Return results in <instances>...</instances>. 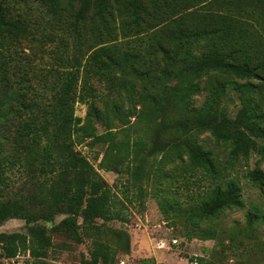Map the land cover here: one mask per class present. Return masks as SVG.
Masks as SVG:
<instances>
[{"label":"trees","instance_id":"16d2710c","mask_svg":"<svg viewBox=\"0 0 264 264\" xmlns=\"http://www.w3.org/2000/svg\"><path fill=\"white\" fill-rule=\"evenodd\" d=\"M243 1L0 0V226L22 219L27 236L18 246L0 234V245H7L6 258L27 252L35 259L47 258L53 235L63 234L77 242L84 236L96 238L90 259L82 264L117 263L104 241V224L96 222L127 220L116 209L114 195L99 186L94 165L76 150L86 139L94 145L97 123L106 128L109 140L102 169L120 174L126 167L137 175L143 168H131L133 162L161 156L162 165L184 164L187 171L212 181L198 198L191 197L192 204L178 205L173 213L192 221L190 239L216 237L214 230L201 229V223L243 207L238 178L220 182L228 166L251 155L264 161L262 105L252 98L241 100L238 110L228 104L239 92L237 80L257 81L264 91V36L259 46H245L243 20L260 21L257 8H246ZM251 1L262 3L264 10V0ZM199 7L202 11L194 10ZM40 9L47 17L38 24ZM41 31L46 35L41 47L54 42L55 63L48 72L55 81L35 76L52 96L43 92L29 99L26 89L34 88L29 72L14 81L9 75L25 53L26 47L17 48L20 42ZM120 35L126 39L121 45ZM155 61L162 69L151 76L146 68ZM94 78L107 82L111 92L124 93L125 99L102 101L91 94ZM204 90L203 105L192 107L193 97ZM78 103L88 106L84 119L76 115ZM132 118L149 129L158 122L159 140L149 144L144 136L120 139L125 128L118 124L125 127ZM204 133L229 147L226 166L201 146L199 137ZM17 177L24 181L18 191ZM245 178L264 191V172L250 171ZM61 215L65 218L56 223ZM256 218L249 213L247 221L252 225ZM119 237H124L129 254L130 236Z\"/></svg>","mask_w":264,"mask_h":264},{"label":"rangeland","instance_id":"374dc122","mask_svg":"<svg viewBox=\"0 0 264 264\" xmlns=\"http://www.w3.org/2000/svg\"><path fill=\"white\" fill-rule=\"evenodd\" d=\"M243 2L246 8H257L256 17L259 19V23L242 19L246 28L245 46L249 49L255 48L261 43V35L264 36L262 31L264 26L263 4L256 5L251 0H244ZM201 8L194 10L202 11ZM219 8L220 6L214 10ZM42 13L44 10L41 9L40 16L38 12L36 13L38 24L46 20L47 16ZM202 19H207V17ZM42 32L44 31L36 32V35H30L28 39L20 42L17 48L22 46L26 47V50L17 68H11L9 75L14 81L24 73L29 72V77L34 86L33 89H26L28 93L26 97L29 99H34L36 93L42 94L43 92H47L45 94L49 97L52 96L48 89L34 78L35 76L37 77L39 74L38 78H41L42 81L45 80L44 77L46 76L51 83L55 81V77H51L48 72L55 63L54 42L41 47V44H44L46 40V35H42ZM48 32L49 30L44 33ZM142 36L140 37L143 38ZM132 38L133 41L136 40V37ZM144 38L149 41L148 35H145ZM125 40L120 35L119 45L125 43ZM69 44L72 46V39H69ZM155 62L154 66L146 68L151 76L158 75L162 69V66L158 65V61ZM90 82L93 89L91 94H95L102 101L125 99L124 93L119 95L115 91L111 92L109 84L105 81L94 78ZM207 82L208 79L206 78L202 80L203 88ZM237 82L239 92L233 94L228 102L231 109L238 110L242 104L241 100L252 98L259 102L264 110L262 85L257 81L237 80ZM206 97L207 92L204 90L200 95L193 97L191 106L194 108L201 107ZM4 98L7 96H2V99ZM122 104L125 109L129 106L126 100ZM87 112V105L79 103L76 105L78 117L84 119ZM96 127L97 136L93 139L94 145H90L92 139H86L83 144L76 146V150L94 165L100 175L99 186L114 195L116 209L127 220V222L111 221L104 223L102 220L96 222L97 225L104 224V241L111 248L114 263L120 259H129L132 264H142L144 260L156 263L160 261L162 264H264V191L262 192L245 178V175L250 171L260 170L264 172L263 160L251 155L247 159L240 158L239 161L228 166L225 178L220 182L225 183L227 179L238 178L243 188V207L227 210L217 218L201 223V229H211L216 232L217 235L214 239H202L200 237L190 239L188 235L193 228L192 221L185 216L176 217L178 211L173 213V209L178 205L188 207L193 203L191 197L198 198V195L209 187L212 181H209L199 172L187 171L184 164L162 165L161 156L150 158L144 162H133L131 168H143V172L138 171L137 175L128 173L126 167L122 169L120 174L102 169L100 163L109 142L108 132L100 123H97ZM118 127L125 128L123 129L124 134L119 135L120 139L127 136L131 140H136L140 136H144L149 144L155 139L159 140L158 122H154L149 129L143 121L137 122L136 118H132L127 126L123 127L118 124ZM199 143L205 150L214 153L215 159L220 165H227L228 160H230V149L226 144L217 141L209 133L200 135ZM168 176H171V179L167 178ZM16 182L15 190L18 191L22 188L24 181L17 177ZM160 193L163 194V197L158 195ZM168 209L170 213L166 214L165 211ZM249 213L257 215L252 225L247 221ZM64 218V215L58 216L55 222L59 223ZM122 233L130 236L131 252L129 254L125 253L124 237H119L122 236ZM0 234H6L11 238V242L20 246L27 240L26 222L22 219H10L0 226ZM95 239V237L84 236L81 242H77L63 234H54L53 245L48 251L47 258L40 259L33 258L29 254L30 252L21 253L13 259L6 258L7 245H0V264H82L83 261L90 259V250ZM156 240L166 241L168 247L158 249L155 245Z\"/></svg>","mask_w":264,"mask_h":264},{"label":"built area","instance_id":"2783aa9c","mask_svg":"<svg viewBox=\"0 0 264 264\" xmlns=\"http://www.w3.org/2000/svg\"><path fill=\"white\" fill-rule=\"evenodd\" d=\"M155 245L160 250L168 247V244L164 240H160V241L156 240V244ZM116 264H132V263L129 261V259H120L119 261H117ZM156 264H162V263L161 262H157Z\"/></svg>","mask_w":264,"mask_h":264},{"label":"crops","instance_id":"0c3cea01","mask_svg":"<svg viewBox=\"0 0 264 264\" xmlns=\"http://www.w3.org/2000/svg\"><path fill=\"white\" fill-rule=\"evenodd\" d=\"M160 262V261H159Z\"/></svg>","mask_w":264,"mask_h":264}]
</instances>
